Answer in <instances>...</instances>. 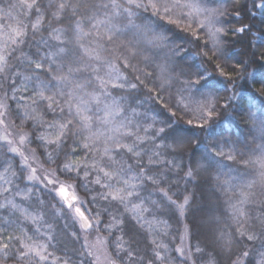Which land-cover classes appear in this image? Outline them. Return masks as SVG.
<instances>
[{"label":"snow or ice","instance_id":"1","mask_svg":"<svg viewBox=\"0 0 264 264\" xmlns=\"http://www.w3.org/2000/svg\"><path fill=\"white\" fill-rule=\"evenodd\" d=\"M0 264H264V0H0Z\"/></svg>","mask_w":264,"mask_h":264},{"label":"trees","instance_id":"2","mask_svg":"<svg viewBox=\"0 0 264 264\" xmlns=\"http://www.w3.org/2000/svg\"><path fill=\"white\" fill-rule=\"evenodd\" d=\"M180 35H183V34H180ZM193 52H194V50H193ZM193 63L197 67H199V65H200L199 59L194 60ZM205 66L208 67L209 71H213V69H214V64H212L211 66H208V65H205ZM156 107H159V106L156 105ZM229 131H231L234 136H236V137H238L240 139H243V137L247 134L246 133V129H245V127L243 125H241L240 127H232V128L229 129Z\"/></svg>","mask_w":264,"mask_h":264}]
</instances>
